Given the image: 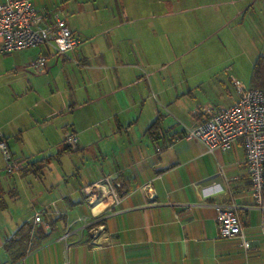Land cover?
Here are the masks:
<instances>
[{
  "label": "crops",
  "instance_id": "crops-1",
  "mask_svg": "<svg viewBox=\"0 0 264 264\" xmlns=\"http://www.w3.org/2000/svg\"><path fill=\"white\" fill-rule=\"evenodd\" d=\"M33 2L59 10L82 43L64 54L50 44L36 47V56L47 55L46 73L53 75L55 90L49 81L51 95L35 98V114L23 130L38 127L51 142L75 133L76 150L85 156L68 170L51 154L26 157H48L42 176L34 173L28 182L30 189L24 173L2 175L0 264H264V209L250 194L242 141L210 151L187 137L195 103L185 107L184 98H197L195 90L178 86L177 77L163 86L162 61L145 54L161 51L163 38L169 43L171 30L186 20L193 33L217 35L235 25V33L247 34L254 60L264 54V0ZM158 117L154 139L147 129ZM1 134L9 149L8 136ZM48 169L54 170L51 177ZM109 173L125 183V191L116 212L101 217L105 206L92 210L80 188ZM231 199L239 205L247 248L241 236L218 235L215 204ZM37 212L49 221L48 229L34 222ZM79 217L93 222L83 225ZM22 225L31 228L28 247L14 262L5 242ZM97 225L103 228L93 243L91 229Z\"/></svg>",
  "mask_w": 264,
  "mask_h": 264
},
{
  "label": "built area",
  "instance_id": "built-area-1",
  "mask_svg": "<svg viewBox=\"0 0 264 264\" xmlns=\"http://www.w3.org/2000/svg\"><path fill=\"white\" fill-rule=\"evenodd\" d=\"M81 43V38L68 26L66 18L59 10L39 9L33 0L0 1V52L10 53L50 44L56 52L64 54L79 47ZM30 65L40 72L46 71L47 55L39 53L30 61ZM231 82L236 95L231 104L205 103L193 107L189 114L194 125L187 130L186 136L199 139L210 151L228 150L241 140L250 194L255 205L264 209V86H247L236 78H232ZM63 144L70 149H77L78 136L72 132L65 133ZM0 149L5 157L7 172L21 169L23 162L12 160L4 140H0ZM155 150L160 152L161 147L157 145ZM119 186L117 177L109 173L81 186L80 190L88 199L92 210L99 204L105 206V212L100 213L104 217L116 212L115 207L121 197ZM215 186L216 184L212 185ZM215 207L218 235L241 236L242 244L247 248L249 241L242 236L239 205L231 199L219 201ZM79 220L83 225L93 222L85 217H79ZM34 222L40 223L43 229L49 227V221L43 219L40 212L35 213ZM102 228V225H97L91 229V242L97 243ZM68 235L69 231H66L62 237L66 238Z\"/></svg>",
  "mask_w": 264,
  "mask_h": 264
},
{
  "label": "rangeland",
  "instance_id": "rangeland-1",
  "mask_svg": "<svg viewBox=\"0 0 264 264\" xmlns=\"http://www.w3.org/2000/svg\"><path fill=\"white\" fill-rule=\"evenodd\" d=\"M180 21L177 24L181 28L176 31L171 30L168 36L169 43L165 37L163 38L161 51L150 53L152 57L149 51L145 52L149 61H152L154 57L162 61L161 84L166 86L170 80L177 77L180 82L175 84L180 87L186 84L195 90L197 98L192 95L185 97V107L190 106L191 102L195 103V106L205 103L228 104L230 100L232 102L236 96L231 82L232 78L240 80L244 85H251L256 58L252 60V56H250L255 49L253 46V50L247 47L245 42L247 34L245 31H242L241 34L235 33L232 29H239L235 28V25L232 29L217 35L211 34V32L193 33L188 30L186 20ZM164 23L165 21H162V24ZM164 29L162 28V30ZM240 38L242 41L239 40ZM262 46L264 49V42H262ZM35 57L36 47L10 53L0 52V135L3 133L8 136L9 153L13 161L23 162L21 169L26 165V157L35 158L51 154L52 157L61 158L68 170L73 165L80 164V158L85 156L82 150L59 152L63 147V141L51 142L47 140L42 134V129L38 127H28L23 130L26 124L32 122L36 111L35 98H47L51 95V87L47 85L49 81L55 90L52 82L53 75H49L46 71L40 72L30 65V61ZM170 73L172 76L168 75ZM184 76L188 79L187 82H184ZM58 78H61L60 74H58ZM33 87H37L39 90L36 91L38 92ZM49 92L50 94H48ZM61 95L62 93L59 92L55 96L59 99ZM47 104V100L41 103L45 106V110L48 109ZM4 115H8L7 119L3 117ZM23 138L25 139L23 140ZM13 161L10 160L11 163H14ZM6 169L5 157L0 149V178L3 174L9 173ZM19 170H14L11 173L18 174ZM46 173L51 177L54 170L48 169ZM24 174L23 182L30 189L28 182L32 180L34 173L27 171Z\"/></svg>",
  "mask_w": 264,
  "mask_h": 264
},
{
  "label": "trees",
  "instance_id": "trees-1",
  "mask_svg": "<svg viewBox=\"0 0 264 264\" xmlns=\"http://www.w3.org/2000/svg\"><path fill=\"white\" fill-rule=\"evenodd\" d=\"M252 87H263L264 86V54H261L257 56L254 62L253 66V72H252V78H251V85ZM160 118L158 117L155 119L150 126L147 129V132L154 138L156 139L158 136V130H159V123H160ZM65 148L62 150L64 151H71L73 149H70L68 146L64 145ZM76 150V149H75ZM48 157H41L37 160L33 161H26V165L19 170L21 173H25L27 171H32L38 176H41L43 174V166L46 164V161ZM118 191L120 194H123L125 191V183L120 182V186L118 188ZM263 202H264V187H263ZM22 225L9 239L6 240L5 246L8 250V252L12 257V260L18 261L20 260L23 256L24 253L26 252V249L28 247V241L30 237V231L31 228L30 226L26 229L23 230ZM42 230H39L38 236L42 234ZM16 253V254H15ZM15 254V255H13Z\"/></svg>",
  "mask_w": 264,
  "mask_h": 264
}]
</instances>
